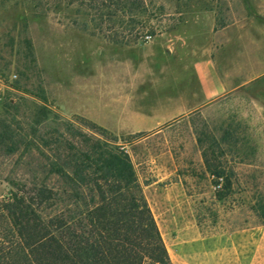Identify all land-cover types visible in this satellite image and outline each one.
Listing matches in <instances>:
<instances>
[{
    "label": "rangeland",
    "instance_id": "obj_1",
    "mask_svg": "<svg viewBox=\"0 0 264 264\" xmlns=\"http://www.w3.org/2000/svg\"><path fill=\"white\" fill-rule=\"evenodd\" d=\"M137 2L108 18L90 0H0V202L52 216L34 206L37 186L61 187L50 165L106 139L129 155L172 264H264V0ZM205 61L224 89L209 100Z\"/></svg>",
    "mask_w": 264,
    "mask_h": 264
},
{
    "label": "trees",
    "instance_id": "obj_2",
    "mask_svg": "<svg viewBox=\"0 0 264 264\" xmlns=\"http://www.w3.org/2000/svg\"><path fill=\"white\" fill-rule=\"evenodd\" d=\"M143 5L90 0L89 9L109 18L144 12ZM68 147V160L50 165L60 189H35L34 206L55 208L52 216L19 194L0 202V217L10 223L0 226V264H172L129 155L106 139ZM208 167L217 185L224 173ZM229 186L224 179L222 188Z\"/></svg>",
    "mask_w": 264,
    "mask_h": 264
},
{
    "label": "crops",
    "instance_id": "obj_3",
    "mask_svg": "<svg viewBox=\"0 0 264 264\" xmlns=\"http://www.w3.org/2000/svg\"><path fill=\"white\" fill-rule=\"evenodd\" d=\"M196 73L199 78L200 86L203 90L205 99L209 100L216 95H219L223 92V85L218 79L217 73L213 65L209 61L203 63H198L196 65ZM147 116V115H141ZM141 118V117H140ZM162 124V121L157 118L155 122L146 130L140 131L136 129H130L131 133H145L151 132L157 129Z\"/></svg>",
    "mask_w": 264,
    "mask_h": 264
},
{
    "label": "built area",
    "instance_id": "obj_4",
    "mask_svg": "<svg viewBox=\"0 0 264 264\" xmlns=\"http://www.w3.org/2000/svg\"><path fill=\"white\" fill-rule=\"evenodd\" d=\"M218 182H219V183L217 184V186H216V187H217V188H220V187H221V185H222V183H221V182H222V179H221V178H219V179H218Z\"/></svg>",
    "mask_w": 264,
    "mask_h": 264
}]
</instances>
